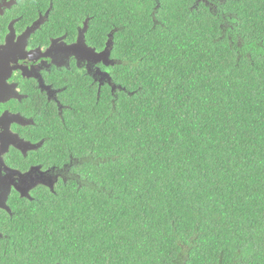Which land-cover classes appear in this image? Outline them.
Returning a JSON list of instances; mask_svg holds the SVG:
<instances>
[{"label": "trees", "instance_id": "16d2710c", "mask_svg": "<svg viewBox=\"0 0 264 264\" xmlns=\"http://www.w3.org/2000/svg\"><path fill=\"white\" fill-rule=\"evenodd\" d=\"M26 1L119 59L42 108L86 180L0 215V264H264V0Z\"/></svg>", "mask_w": 264, "mask_h": 264}, {"label": "snow or ice", "instance_id": "6c2138e0", "mask_svg": "<svg viewBox=\"0 0 264 264\" xmlns=\"http://www.w3.org/2000/svg\"><path fill=\"white\" fill-rule=\"evenodd\" d=\"M73 2L85 3L87 0H73ZM118 2H125V0H118ZM126 2L142 5L144 0H126ZM199 2L200 0H196V3ZM204 3H208V0H204ZM154 9L155 17L158 11V0ZM46 20L45 16L40 23ZM98 24V14H86L76 26L75 38H69L68 30L65 29L60 34L62 38L53 37L45 48L27 49V51L32 53L33 62L39 64L42 69L64 67L68 68L74 76L76 75L74 70L79 69V76L92 75L103 84L106 78L104 74L109 71V65L105 62L119 58L109 57L114 44L111 35L99 31ZM117 30L118 26L113 24L108 31L114 33ZM24 51L25 48L22 45L9 49L3 41H0V102H5L14 92L13 87L9 86L13 81L7 79L8 74L3 69L8 61L15 63L20 60L21 53ZM20 62L22 63V60ZM68 86V84L62 85L60 90L65 91ZM6 111V109H0V215H12V205L17 200L31 201L35 193L43 190H48L52 196H55L57 189L67 184L69 179H74L78 183L86 180V177L80 174V169H83L87 163L85 159L75 156L71 149H68V154L65 155V150L55 145L47 135L40 136L38 140H29L27 135H21L19 129H9V121L4 119ZM29 126L34 134H39V124L34 117H30L25 123L26 129ZM29 144L35 147L29 148ZM9 147L21 161H28V163L6 166L5 156L11 155Z\"/></svg>", "mask_w": 264, "mask_h": 264}, {"label": "flooded vegetation", "instance_id": "af4514ba", "mask_svg": "<svg viewBox=\"0 0 264 264\" xmlns=\"http://www.w3.org/2000/svg\"><path fill=\"white\" fill-rule=\"evenodd\" d=\"M33 4L26 0H0V41H3L9 49L21 45L25 48L20 56L22 63L20 60L15 63L8 61L3 69L8 74L7 79L13 81L9 86L13 87L14 92L5 102H0V109L7 110L4 119L9 121V129H19L21 135H27L29 140H38L40 136L34 134L30 126L26 129L25 123L30 117H34L38 123L40 117L46 116L41 110L48 104L60 115L61 108L66 106L62 102L60 88L67 84V78L71 79L70 83L76 82V79L71 78L74 75L68 68L53 67L47 70L33 62L32 53H29L27 49H43L53 37L62 38L60 34L64 32H60V27L63 26L60 19L54 18L51 22L40 23L42 18L47 17L48 10L42 11L30 7ZM68 35L69 38H75L76 28L73 35ZM74 71L76 75L79 73V69ZM86 77L99 84L92 75ZM28 147L32 148L35 145L29 144ZM9 153L11 155L5 156L6 166L28 163V161H21L11 147H9Z\"/></svg>", "mask_w": 264, "mask_h": 264}, {"label": "rangeland", "instance_id": "374dc122", "mask_svg": "<svg viewBox=\"0 0 264 264\" xmlns=\"http://www.w3.org/2000/svg\"><path fill=\"white\" fill-rule=\"evenodd\" d=\"M110 62H111V61L109 60V61H106L105 63H106V64H109ZM104 75H105V77H106V78L104 79V81L108 82V76H107V74L105 73ZM99 83H100V82H99Z\"/></svg>", "mask_w": 264, "mask_h": 264}]
</instances>
